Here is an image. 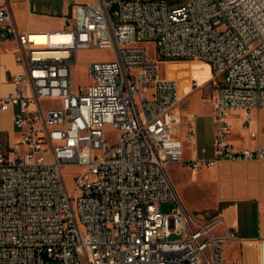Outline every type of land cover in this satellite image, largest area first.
I'll return each mask as SVG.
<instances>
[{
	"label": "built area",
	"instance_id": "2783aa9c",
	"mask_svg": "<svg viewBox=\"0 0 264 264\" xmlns=\"http://www.w3.org/2000/svg\"><path fill=\"white\" fill-rule=\"evenodd\" d=\"M175 4L77 3L63 29L39 35L20 31L0 7V49L11 43L20 66L9 76L15 91L0 96V111L17 108L20 133L0 151V264H237L227 255L236 232L218 231L221 218L190 212L171 177L170 165L183 162L176 135L183 98L179 79L162 76L159 62L212 66L207 82L217 93L205 95L215 114V155L185 162L190 171L264 160V146L234 149L227 119L264 109V0ZM87 50L112 53L89 63L88 84H75ZM201 82L192 79L193 91ZM66 168L74 169L73 191ZM170 202L177 207L165 213ZM257 246L264 264V240Z\"/></svg>",
	"mask_w": 264,
	"mask_h": 264
},
{
	"label": "crops",
	"instance_id": "0c3cea01",
	"mask_svg": "<svg viewBox=\"0 0 264 264\" xmlns=\"http://www.w3.org/2000/svg\"><path fill=\"white\" fill-rule=\"evenodd\" d=\"M52 0H0V7H7L12 13L13 21L20 31L33 35L45 31L63 29L72 13L73 5L68 1L62 5L51 4ZM96 0H76L77 3H89ZM20 66L15 61V52L9 42H2L0 49V96L15 91L10 81V74L18 71ZM182 103L177 108L180 123L176 135L184 142L191 143L198 149L193 158L184 157V162L199 159L209 160L215 155V138L217 128L214 119L212 100L202 99L201 103L209 102V112L197 105L196 112L182 110L186 106L193 89H181ZM217 93V92H216ZM216 93L214 96H216ZM212 94V93H211ZM206 107V106H205ZM14 107L9 111H0V151L3 140L10 144L18 142L20 133L15 126ZM210 116V122L203 118ZM230 134L228 142L236 150L264 146V109L253 110L249 116L243 112H232L228 116ZM180 127V128H179ZM191 132L193 138H191ZM255 133V137L252 134ZM202 149V153L201 150ZM200 178L197 183L205 198L209 201L211 220L221 218V232L233 230L236 239L228 246V258L239 264V257L229 256V249L235 247L243 252L242 264H260L257 242L264 240V160L221 161L212 168H205L195 175ZM182 198V197H181ZM190 208V209H189ZM189 210H192L189 206ZM193 211V210H192ZM207 221V220H205Z\"/></svg>",
	"mask_w": 264,
	"mask_h": 264
},
{
	"label": "rangeland",
	"instance_id": "374dc122",
	"mask_svg": "<svg viewBox=\"0 0 264 264\" xmlns=\"http://www.w3.org/2000/svg\"><path fill=\"white\" fill-rule=\"evenodd\" d=\"M69 3V5L77 4L76 0H60L59 4L62 5L64 2ZM186 0H169L170 3H173L171 6L172 8L179 6L180 4L175 3H182ZM94 2V1H93ZM57 0H52L51 4H57ZM37 46H43L42 40L37 41ZM148 51L151 55L157 54L156 45L154 43L148 44ZM111 50H87L81 51L78 57V64L74 67L73 76H74V83L75 84H88L89 83V75L87 72L89 63L93 61H100L109 59L108 57L111 56ZM160 72L162 76H169L175 77L179 79L181 83V89L189 88L192 89L191 81L193 78L197 77L202 80V84L206 83L212 77V66L202 60H169V61H160ZM194 93L189 96V101L187 105L182 108L184 111H189L191 109L192 112H196L199 104L202 106V99H206V93L210 94L214 97L216 93V87L212 84V82H207L204 87L199 91H193ZM212 93V94H211ZM203 111L209 112L210 110V103H203ZM198 105V107H197ZM206 106V107H205ZM214 113V112H213ZM215 117V114H214ZM204 120L210 122L209 114L206 115ZM109 129V128H108ZM185 155L186 158H193L195 154H198V149L191 143V141L185 142ZM202 153V149L200 150ZM199 155V154H198ZM199 159V158H197ZM74 171L73 168H66L65 169V180L67 187L70 191H73L74 186V179L72 178L71 173ZM169 171L171 177L174 181L177 191L179 192L180 196L182 197L183 202L189 208L191 207L190 212H192L196 217L202 220L209 221L211 219V212L208 211L209 209V201L205 198L204 193L201 192L199 188V184L197 183L198 179L200 178L199 174L195 175L192 171H190L186 166L183 160L182 163L179 164H172L169 167ZM177 207L175 202L165 203L163 204V211L165 213H172L173 210ZM190 209V208H189ZM220 231V227L218 228ZM173 239H178L177 236H173ZM238 256L239 264H242L243 260V252L235 247H231L229 249V256Z\"/></svg>",
	"mask_w": 264,
	"mask_h": 264
},
{
	"label": "bare ground",
	"instance_id": "6f19581e",
	"mask_svg": "<svg viewBox=\"0 0 264 264\" xmlns=\"http://www.w3.org/2000/svg\"><path fill=\"white\" fill-rule=\"evenodd\" d=\"M180 128V127H179Z\"/></svg>",
	"mask_w": 264,
	"mask_h": 264
}]
</instances>
